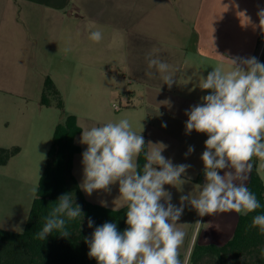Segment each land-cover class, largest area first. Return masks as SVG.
<instances>
[{
	"label": "crops",
	"instance_id": "0c3cea01",
	"mask_svg": "<svg viewBox=\"0 0 264 264\" xmlns=\"http://www.w3.org/2000/svg\"><path fill=\"white\" fill-rule=\"evenodd\" d=\"M260 9L264 0H0V89L29 81L37 64L46 72L96 73L113 66L128 74L129 82L139 86L144 96L137 89L114 87L92 109L93 126L128 119L132 130L143 136L146 152L165 146L162 155L173 164L191 165L182 190L179 185H165L171 202L179 206L181 195L197 196L205 182L200 157L207 135L194 130L186 133L185 112L209 94L210 90L199 87L200 77L206 78L213 68L227 69L228 59L236 57L262 61ZM94 30L102 33L99 43L89 39ZM149 55L171 66L176 81L171 88L155 68H148ZM120 93L126 97L125 105L119 98L121 107L111 108L109 101ZM80 141L78 133L74 142L80 151L72 161L78 185L87 147ZM190 146L194 151L186 156ZM257 159L253 157L252 164ZM81 192L86 201L99 206L113 210L125 206L118 183L110 192L91 196ZM239 216L226 212L200 217L186 204L178 221L186 233L180 258L187 257L197 221L201 224L195 244L220 246L233 236Z\"/></svg>",
	"mask_w": 264,
	"mask_h": 264
},
{
	"label": "clouds",
	"instance_id": "9594fccd",
	"mask_svg": "<svg viewBox=\"0 0 264 264\" xmlns=\"http://www.w3.org/2000/svg\"><path fill=\"white\" fill-rule=\"evenodd\" d=\"M257 15L264 31V9ZM102 38L99 30L90 31L93 42L99 43ZM228 61L227 69L215 67L206 78L200 77L199 87L210 90L209 94L185 112L186 133L194 130L207 135L200 157L205 182L199 185L197 196L181 195L179 206L171 202L172 195L165 185H179L178 190H182L191 165L173 164L162 155L163 146L146 152V163L139 170L137 157L146 143L132 130L128 119L81 131L80 142L87 147L82 153L80 189L91 196L97 191L110 192L111 186L118 183L119 199L127 207V227L122 232L116 223L105 222L95 227L90 239L85 238L88 256L97 264H187V257L180 258L186 233L178 223L186 204L200 217L226 212L247 215L261 207L245 181L253 157L264 161V63L256 57ZM148 68H155L169 88L176 82L171 66L162 59L149 55ZM193 151L190 146L185 155ZM101 203L106 206V202ZM77 218H84L81 206L71 193L62 194L36 238L45 240L53 232L67 238L71 234L66 223ZM93 223L89 218L88 227L92 228ZM250 227L264 233V214L255 215ZM261 252L264 255V249Z\"/></svg>",
	"mask_w": 264,
	"mask_h": 264
},
{
	"label": "trees",
	"instance_id": "16d2710c",
	"mask_svg": "<svg viewBox=\"0 0 264 264\" xmlns=\"http://www.w3.org/2000/svg\"><path fill=\"white\" fill-rule=\"evenodd\" d=\"M40 102L50 105L48 96H53L56 105L62 108L59 91L49 77L45 78ZM80 132L75 116L67 114L54 128L51 148L46 165L40 176L36 194L32 201L24 230L21 232L0 228V264H97L88 256L89 247L85 238H91L95 227L105 222H114L119 231L127 225L126 205L120 209H109L85 200L80 187L72 173V161L80 151L74 137ZM18 146L0 147V165L19 152ZM146 149L137 157L139 170H142ZM248 189L254 193L261 207L247 215L240 214L233 236L225 244L197 245L189 254L187 264H264V233L258 227H250L257 214H264V185L256 172L253 163ZM71 193L76 204H79L84 218L67 221L66 229L70 232L67 238L53 232L45 240L36 238L42 230L46 217L56 206L58 198ZM93 220V227H88V219Z\"/></svg>",
	"mask_w": 264,
	"mask_h": 264
},
{
	"label": "rangeland",
	"instance_id": "374dc122",
	"mask_svg": "<svg viewBox=\"0 0 264 264\" xmlns=\"http://www.w3.org/2000/svg\"><path fill=\"white\" fill-rule=\"evenodd\" d=\"M262 52L261 63H264V40ZM127 75L118 72L113 66L96 73H72L54 69L46 72L37 64L29 81L14 82L9 88L0 89V147L18 146L20 149L6 165H0V228L15 232L24 230L46 165L55 125L65 115L75 116L81 135V131L93 127L92 109L98 106V99L106 96L109 90H116L114 87L118 91L137 89L139 96H144L142 89L130 83ZM46 77L52 80L59 91L62 108L56 105L57 100L53 96H48L50 105L41 104ZM88 82L91 84L88 85ZM107 84L109 88H105ZM123 95L120 93L112 98L110 107L120 108L119 98L125 105L126 97L124 99ZM255 164L264 185V167H261L264 161L257 159ZM198 230L199 226L195 230L187 261L199 235Z\"/></svg>",
	"mask_w": 264,
	"mask_h": 264
},
{
	"label": "built area",
	"instance_id": "2783aa9c",
	"mask_svg": "<svg viewBox=\"0 0 264 264\" xmlns=\"http://www.w3.org/2000/svg\"><path fill=\"white\" fill-rule=\"evenodd\" d=\"M117 108H119V107H117Z\"/></svg>",
	"mask_w": 264,
	"mask_h": 264
},
{
	"label": "water",
	"instance_id": "95a60500",
	"mask_svg": "<svg viewBox=\"0 0 264 264\" xmlns=\"http://www.w3.org/2000/svg\"><path fill=\"white\" fill-rule=\"evenodd\" d=\"M188 256V255H187Z\"/></svg>",
	"mask_w": 264,
	"mask_h": 264
}]
</instances>
